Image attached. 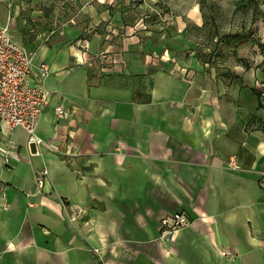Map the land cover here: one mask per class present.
<instances>
[{"label":"crops","instance_id":"1","mask_svg":"<svg viewBox=\"0 0 264 264\" xmlns=\"http://www.w3.org/2000/svg\"><path fill=\"white\" fill-rule=\"evenodd\" d=\"M9 17L24 27V17ZM92 22L54 26L32 60L48 68V103L35 125L42 143L0 122V264L65 263L63 203L83 211L70 223L77 236L85 228L104 247L117 239L134 264H264V49L256 51L264 23L260 38L246 27L233 51L197 66L139 36L114 40L123 42L114 63L88 68L92 53L112 45L84 36ZM119 75L129 84L108 83ZM174 211L191 223L160 243L158 220Z\"/></svg>","mask_w":264,"mask_h":264},{"label":"rangeland","instance_id":"2","mask_svg":"<svg viewBox=\"0 0 264 264\" xmlns=\"http://www.w3.org/2000/svg\"><path fill=\"white\" fill-rule=\"evenodd\" d=\"M259 4L260 0L252 5L247 0H0V27L6 25L10 31L15 29V38L28 49L32 60L46 44L48 33L54 26L72 25L71 20L76 18L77 22L94 21L85 27V37H106L112 42L105 53L91 52L93 56L88 68H100L101 63L113 64L114 48L123 46V42L118 44L114 40L139 36L148 39V47L151 45L163 52H179L186 58L184 62L197 66L209 61L208 57L214 53L233 51V38L249 35L246 27H249L254 39L260 38L264 14L260 12ZM233 5H238V8L233 10ZM9 11L24 17V27L11 25ZM29 17L34 18L35 24L25 26L29 24ZM132 44L131 41L127 46ZM256 48L259 52L264 46ZM261 69H264V64ZM108 80L111 81L108 83L117 86L129 84V78L122 75L109 77ZM263 94L260 93V96L263 97ZM49 146L53 148L54 144ZM43 168L35 171V184ZM64 204L67 213L62 225L68 239L63 240L67 246L62 248V255H65L63 264H93L91 253L96 255L98 264H125V260L134 264L133 250L118 247L117 239L111 241L109 247H104L97 233L93 236L88 233L90 238L83 234L85 228L77 236L70 226L76 216L73 205ZM97 209L101 211L100 207ZM80 221L84 220L81 218ZM71 242L79 243V247H70ZM146 264H150L149 259Z\"/></svg>","mask_w":264,"mask_h":264},{"label":"built area","instance_id":"3","mask_svg":"<svg viewBox=\"0 0 264 264\" xmlns=\"http://www.w3.org/2000/svg\"><path fill=\"white\" fill-rule=\"evenodd\" d=\"M86 50V48H84ZM48 74L44 63L33 65L28 49L18 39L14 38L5 25L0 27V122L9 130L22 129L27 141L39 145L41 139L35 135L37 119L48 103V91L43 87L42 80ZM55 115L61 116V104L54 106ZM48 147L49 144H47ZM9 150H5L3 161L7 160ZM231 158L228 165L235 167ZM46 169L39 171L36 179L37 187H41ZM259 185L264 188V171L259 172ZM3 183L0 179V190ZM75 213L83 211L73 206ZM191 219L183 211H174L162 215L158 220L157 240L166 243L173 233L187 227ZM221 255L223 251L219 252Z\"/></svg>","mask_w":264,"mask_h":264},{"label":"trees","instance_id":"4","mask_svg":"<svg viewBox=\"0 0 264 264\" xmlns=\"http://www.w3.org/2000/svg\"><path fill=\"white\" fill-rule=\"evenodd\" d=\"M262 1H264V0H262ZM255 2H256V0H247V3H249L250 5L255 4ZM237 8H238V5H235L234 9H237ZM252 20L253 19L251 18V21ZM263 64H264V61H263ZM92 256H93V260H95L96 256L94 254H92ZM94 264H98V263H94Z\"/></svg>","mask_w":264,"mask_h":264}]
</instances>
